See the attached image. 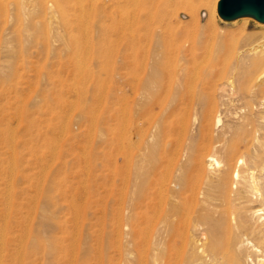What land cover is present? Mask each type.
<instances>
[{"label":"rangeland","instance_id":"obj_1","mask_svg":"<svg viewBox=\"0 0 264 264\" xmlns=\"http://www.w3.org/2000/svg\"><path fill=\"white\" fill-rule=\"evenodd\" d=\"M125 1L85 0L90 11L114 13L104 24L126 28L125 34L80 36L59 18L45 23L0 18V264H96L109 242L113 264H136L133 246L124 241L123 215L125 207L148 196L144 181L150 165L142 163L140 186L135 189L131 183L126 196L120 111L124 76L131 70L146 76L171 72L187 80L198 119L210 109L221 118L215 139L231 128L245 138H264V72L251 65L255 55L247 50L251 40L242 30L243 20H224L218 5L213 16L192 0ZM247 25L255 40L262 38L260 22L250 18ZM189 135L191 155L199 153L195 163L211 171L210 156L220 159L224 153L196 127ZM263 142L251 152L259 164L264 162ZM176 161L168 157L167 172L175 170ZM199 175L187 194L198 204L191 218L201 208L202 214H210L208 226H220L224 218L208 209L205 197L224 194ZM257 175L264 179V171ZM171 186L167 183L157 195L167 198L159 209L162 219L149 227L157 238L169 233L170 221L164 218L173 207L168 204ZM244 196L251 200L245 204L247 214L251 208L264 209L260 196ZM256 220H251L253 227L261 232L245 231L250 241L264 245V220ZM185 233L193 237L197 231L188 226ZM222 235L231 244L227 264H245L252 253L232 243L235 234L231 241ZM154 245L147 244L143 254ZM189 246L180 247L181 261L214 264L199 260ZM256 259L252 254L247 264Z\"/></svg>","mask_w":264,"mask_h":264},{"label":"bare ground","instance_id":"obj_2","mask_svg":"<svg viewBox=\"0 0 264 264\" xmlns=\"http://www.w3.org/2000/svg\"><path fill=\"white\" fill-rule=\"evenodd\" d=\"M192 1L200 2L201 6L205 10H209L213 16L220 2V0H216V2L214 0L215 3L212 4L211 0ZM125 3L127 2L125 1ZM88 7L85 0H0V18L6 22L15 20L29 21L30 23H45L59 18L65 27L71 28L72 32L80 36L90 33L107 36L109 34H125L128 31L126 28H112V26L104 24L107 18L114 19V13L98 8L90 11ZM250 18L252 17L241 18L243 20L242 30L251 40L247 41L250 42L247 50L255 55L252 59V67H262L264 72V33L263 36L261 35L262 38L256 40L253 38V34L247 33L249 28L247 22ZM95 19L97 20L95 21ZM129 19L127 18L128 21ZM121 21L123 22V19ZM130 21L132 20L130 19ZM132 23L134 22L132 21ZM260 23L264 26V23ZM122 25L120 24V27ZM248 39L246 38V40ZM249 53L248 55H250ZM182 71L184 76L189 75V72ZM145 73V71L134 69L125 74L120 111L122 178L126 196H129L131 183L135 189L140 186L138 181L142 179L144 171L142 163L150 165L149 169L144 171V182L150 189L147 191L148 196L140 198L133 203V206L125 207L123 215L124 241L133 246L137 255L136 264H194L193 261H181L179 257L180 247L188 245L201 261L227 264L231 253L229 248L231 244L229 241H223L225 238L223 233L230 236V241L232 240L231 235L235 234L232 243L255 254L257 256L255 264H264V245L250 241L246 234L247 231H245L249 230L253 234L261 232L254 229L251 220L253 218L258 221L264 220L262 216L264 209L251 208L247 214L245 204H249L251 200H244L246 198L244 195L249 193L252 196H260L264 204V179L257 175L258 172L264 171V162L259 164L251 153L253 149H258L261 146L264 138L256 136L245 138L231 132V128L230 130L225 129L220 139H215L213 133H216L214 130L216 125L221 122V118L217 115V111L210 109L202 115L200 120L198 119L197 111L192 105L195 96L189 90L190 86L187 80L182 81L177 74L171 72H151L149 76H146ZM195 127L198 133L208 138L210 143L216 146L215 148L224 153L220 159L211 155L212 162L207 159L210 162L207 164L211 167L209 172L204 170L202 164L195 163L199 159V153L196 156L191 155L192 148L190 147V151L188 147L190 145L187 140L191 136H188L189 131L191 128L195 130ZM169 156H174L177 164H175V170L174 168L170 169L168 173L170 163L167 162V159ZM191 164L193 168L189 169ZM200 173H203L205 178L214 181L216 183L214 185H217L224 194V196L205 197L208 209L224 218L225 222L222 221L220 226L213 222L215 214H211L214 224L208 226L210 214L208 216L206 213L202 214L204 210L201 208L202 213L199 212L198 216L194 219L191 218L198 204L194 203L195 201L193 202L187 194L194 189V178H199ZM131 176L134 178L133 182ZM167 183L172 185L170 188L171 197H169L171 200L168 198L171 203L168 201V204L173 206L164 218V222L170 221L169 233L163 238H157L151 233L149 227L156 218L162 219L159 209L166 203L167 198L157 195ZM148 209L152 210V214ZM188 226H193L197 231L193 237L192 235L188 237L185 233V227ZM153 243L155 244L153 250L144 255L146 245ZM161 245L166 247L165 251L160 250L159 246ZM111 248H113V244L109 242L106 254L102 256L101 262L99 258L100 263L96 262V264H113L114 257L110 252ZM252 254L246 257L245 264L252 261ZM124 256L125 254L122 256L120 253L119 257L123 258ZM125 264L130 263L126 261Z\"/></svg>","mask_w":264,"mask_h":264},{"label":"water","instance_id":"obj_3","mask_svg":"<svg viewBox=\"0 0 264 264\" xmlns=\"http://www.w3.org/2000/svg\"><path fill=\"white\" fill-rule=\"evenodd\" d=\"M218 14L227 21L252 17L264 23V0H220Z\"/></svg>","mask_w":264,"mask_h":264}]
</instances>
